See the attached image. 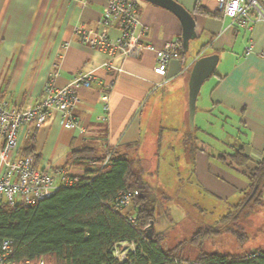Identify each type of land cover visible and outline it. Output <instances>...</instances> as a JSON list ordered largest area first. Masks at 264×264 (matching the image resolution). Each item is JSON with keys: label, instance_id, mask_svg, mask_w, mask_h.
I'll return each mask as SVG.
<instances>
[{"label": "crops", "instance_id": "crops-1", "mask_svg": "<svg viewBox=\"0 0 264 264\" xmlns=\"http://www.w3.org/2000/svg\"><path fill=\"white\" fill-rule=\"evenodd\" d=\"M175 1L195 20L197 51L188 58L191 39L184 58L170 59L161 76L153 71L154 50L181 36L179 20L164 8L139 0L140 23L135 32H142L143 48L138 56L124 59L90 44L81 33L85 30L94 37L101 30L105 0H0L1 98L16 108H25L40 98L47 79L62 87L82 70L93 74L89 86L77 90L71 127H65L64 117L54 111L42 126L31 125L28 137L20 131L21 148L35 150V167L62 166L80 175L86 165L67 160L71 149L89 148L97 157L115 149L120 157L149 161L155 174L158 166L154 161L158 162L166 136L169 146L171 138L181 141L180 160L189 162L195 187L225 202L244 196L247 178L234 166L223 165L230 159L226 156L222 160L221 154L242 146L249 158L247 165L264 157V18L245 29L231 24L222 12L216 15V0H198L199 10L195 9L197 0ZM106 30L112 39L120 35L117 24L106 26ZM210 55H217V61L197 94L191 125L190 72L196 59ZM226 125L233 132L226 131ZM189 131L195 139L192 149ZM225 136L233 139L231 151L223 149L222 145H228ZM209 138L212 143L205 140ZM91 162L88 164L95 166ZM150 183L156 199L162 193L170 197L163 206L172 223L176 221L170 203L182 212L177 222L189 216L193 198L182 193L181 188L187 189L183 182H174L171 187L156 180Z\"/></svg>", "mask_w": 264, "mask_h": 264}, {"label": "trees", "instance_id": "trees-1", "mask_svg": "<svg viewBox=\"0 0 264 264\" xmlns=\"http://www.w3.org/2000/svg\"><path fill=\"white\" fill-rule=\"evenodd\" d=\"M256 1L264 11V0ZM198 4L197 0L195 9L199 10ZM216 15L220 16L221 11L217 9ZM177 39L182 44L181 37ZM185 53L182 46L179 57L183 59ZM188 139L192 149L195 139L191 131ZM33 151L30 147L22 148L24 155ZM107 154L110 156L107 165L88 164L102 160ZM226 156L230 159L228 165L248 180V192L244 193L240 206L250 210L261 201L264 160L247 165L249 158L242 146L221 154V159ZM34 159L35 164L36 153ZM70 159L80 166L86 165L75 183L58 187L34 205L0 204V242H10V259L44 264H264V249L245 254L200 251L189 259L182 255L180 244L164 248V235L153 229L158 198L147 180L150 173L144 170L141 161L120 157L115 149L97 157L89 148L71 149L67 156ZM133 189L138 190V195L132 199L130 208L116 209L114 201L119 193ZM168 200L170 197L162 193L159 201L164 204ZM239 208L236 209L241 211ZM222 218L221 225L218 221L200 224L188 242L200 247L206 237L223 232L242 239L243 234L237 230V212L227 211ZM116 251L123 253V257L119 258Z\"/></svg>", "mask_w": 264, "mask_h": 264}, {"label": "built area", "instance_id": "built-area-1", "mask_svg": "<svg viewBox=\"0 0 264 264\" xmlns=\"http://www.w3.org/2000/svg\"><path fill=\"white\" fill-rule=\"evenodd\" d=\"M105 1L101 30L94 37L88 36L90 32L81 30L83 38L90 44L107 50L112 57L120 56L125 59L138 56L143 48L142 32H135L140 23L139 0ZM216 3L223 15L230 18L231 24L245 29H250L255 20L264 18V11L256 0H216ZM113 24H117L120 30L117 39H112L107 34L106 26ZM148 47L154 50L153 46ZM154 51L156 62L153 71L164 76L169 60L179 57L182 44L177 38L167 40ZM108 65L114 67L112 64ZM92 79L93 74L89 70L80 71L62 87H56L53 79L49 78L43 84L40 98L33 105L20 109L0 97V204L34 205L41 199L49 197L58 187L71 185L77 181L78 175L70 173L62 166L53 169L47 166L35 167V150L27 155L22 153L19 144L20 131L23 130L24 137H28L30 126H42L54 111L60 112L64 117L65 127H71L75 123L72 107L79 98L77 90L89 86ZM102 98L107 99L106 94H103ZM104 108L107 109V105ZM103 118L106 119L107 116L104 115ZM109 158L107 154L102 160L93 161L91 164L105 166L109 163ZM136 195L137 189L120 192L114 201L115 208L126 210ZM116 254L119 258L123 257V253L119 251H116ZM0 264L44 263L28 260L18 262L10 259V242L3 240L0 242Z\"/></svg>", "mask_w": 264, "mask_h": 264}, {"label": "rangeland", "instance_id": "rangeland-1", "mask_svg": "<svg viewBox=\"0 0 264 264\" xmlns=\"http://www.w3.org/2000/svg\"><path fill=\"white\" fill-rule=\"evenodd\" d=\"M195 42L196 41L193 39L190 41V47L187 52L188 58L196 55L197 50L194 47ZM175 100L176 97L173 98L174 102ZM171 106L172 101L170 100L167 107V109L169 108L168 111H170ZM195 114L197 118V121H195L198 124L199 111ZM218 127L219 126H216L215 132L219 131ZM224 129L233 132V129L227 125ZM225 137V142L228 145H222L223 149L225 151H231V147H233V139H230L228 136ZM171 140L169 146L168 141H166V136L163 138L162 144H160L159 148L160 156L159 158L156 157L158 162L156 160L154 161V158L151 159L149 156V158L154 161V164L158 166L157 173L154 174L155 171L150 169L149 161L139 160L141 161L142 166L145 167L144 170L151 173L147 178L148 181L153 182L156 180L163 183L166 187H171L174 182H183L182 185H186L187 189L185 190V187L181 188V190L183 189L182 193L187 192L188 196L193 198L189 216L181 222H177L182 213L180 208H176V204L174 206L173 203H170V205L173 206V218L177 223H172V219L169 217L170 214L168 213L169 215H167L165 213L166 211L163 203L158 201L160 197L155 202L156 215L153 229L164 235V248H171L180 244L179 247L181 248L182 255L189 259H193L200 251L245 254L258 249H264V189L262 191L260 204L255 205L250 210L240 206L244 200V196H238L234 200L233 198H230L226 202L220 201L204 190L195 187L194 179L189 176L190 169H192L190 168L189 162H187L185 158L183 161L180 160L182 148L181 141H177L174 138H171ZM205 140L212 143L210 138ZM218 144L220 143H216V145ZM222 164L227 165L228 163L223 162ZM235 205H237V207H235ZM130 206L127 209H129ZM238 207H240L239 209L241 211L236 209ZM227 211H230L233 214L237 212V230L243 234L242 239H238L236 236L228 232H223L206 237L200 247L191 245V243L188 242L194 230L200 224L202 225V223H205L209 225V223L214 224L218 221V223H220L219 225H221L223 223L222 219L223 221L226 219L222 217Z\"/></svg>", "mask_w": 264, "mask_h": 264}, {"label": "water", "instance_id": "water-1", "mask_svg": "<svg viewBox=\"0 0 264 264\" xmlns=\"http://www.w3.org/2000/svg\"><path fill=\"white\" fill-rule=\"evenodd\" d=\"M159 6L174 14L181 24V40L184 50L188 48V42L195 37V20L189 10L184 8L175 0H143ZM217 61V55L203 56L195 60L190 72L188 109L190 124L192 125V114L195 111L196 97L200 87L207 76L211 74ZM148 237L151 236V228L147 230Z\"/></svg>", "mask_w": 264, "mask_h": 264}]
</instances>
